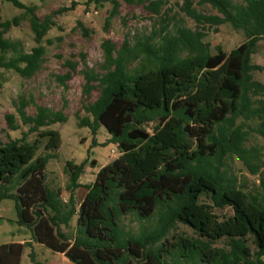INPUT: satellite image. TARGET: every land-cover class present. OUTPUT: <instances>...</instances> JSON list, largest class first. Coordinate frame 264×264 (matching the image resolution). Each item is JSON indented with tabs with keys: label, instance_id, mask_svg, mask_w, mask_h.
Instances as JSON below:
<instances>
[{
	"label": "trees",
	"instance_id": "16d2710c",
	"mask_svg": "<svg viewBox=\"0 0 264 264\" xmlns=\"http://www.w3.org/2000/svg\"><path fill=\"white\" fill-rule=\"evenodd\" d=\"M198 1L222 17L199 12L193 0H185L184 12L195 29H171L166 23L148 35H127L119 49L104 41L102 73L85 67L84 94L97 82L100 95L84 105L87 117L80 126L93 136L106 128L121 155L100 168L82 201L75 192L87 161L67 163L69 200L64 202L62 190L46 181L53 155H38L40 139L47 140L45 151L60 149L61 134L41 128L62 116L38 106L37 115L29 117L27 102L20 100V115L35 124L30 132L38 138L0 141V200H15L17 223L30 230L32 240L0 244V264H21L28 247L31 262L45 264L37 260L33 243L74 264H264V179L257 190H249L227 163L237 157L254 175L264 168L256 149L247 147L244 127L255 120L264 125V84L253 75L262 70L253 55L264 39V0ZM2 3L25 10L38 44L30 52L20 41L5 38L20 17L2 21ZM106 3L117 15L118 0H87L96 8ZM149 8L160 14L159 2ZM225 23L243 30L247 39L230 53L219 46L213 54L205 38ZM53 26L49 16L38 18L35 6L0 0V76L8 70L33 77L44 62L41 44ZM7 118L17 130L13 117ZM214 208H230L233 214L219 221ZM75 217L70 237L64 228ZM130 218L140 224L137 229L126 225ZM180 224L195 236L180 234Z\"/></svg>",
	"mask_w": 264,
	"mask_h": 264
},
{
	"label": "rangeland",
	"instance_id": "374dc122",
	"mask_svg": "<svg viewBox=\"0 0 264 264\" xmlns=\"http://www.w3.org/2000/svg\"><path fill=\"white\" fill-rule=\"evenodd\" d=\"M28 6L36 7V15L41 20L50 17L55 26L47 33L42 42L45 48L44 62L41 69L31 78H24L14 71L3 70L0 76V141L8 142L12 139H25L34 142L38 138L37 132H30L35 124H26L19 112L20 100L27 102L25 113L29 117L37 115V107L47 108L54 115H61L62 121L57 120L50 127L61 134L62 144L56 151H45L46 139H40L38 155L51 153L53 158L49 161L46 171L47 184L55 189L62 190L64 202H68L69 193L67 185L69 175L66 172L68 162L81 164L87 161L85 170L80 179L82 185L75 192L77 202H80L91 184L94 175L101 166L112 162L119 154L116 144L110 142L111 136L106 128L101 127L96 136L91 130L81 127L80 122L87 117L84 105L93 103L100 95L97 82L90 94H84L86 78L83 71L88 66L96 73H102L101 65L104 63V41H111L119 49L127 35L130 38L148 35L154 29H160L169 23L171 29L186 25L195 29V21L187 17L184 12L185 0H144L143 4H128L120 2L118 14L112 16L113 6L106 3L103 7L88 6L87 0H22ZM160 3V14L149 8L150 2ZM194 1V7L208 15H222L208 5H200ZM242 1V0H235ZM2 21L13 20L20 17L19 26L5 34V38L20 41L25 51L30 52L38 44L25 16V10L15 8L11 4H1ZM107 22L109 23L107 25ZM80 23L82 26H80ZM1 31V29H0ZM247 39L243 30H236L231 24L225 23L211 29L205 42L211 44L213 54L217 47L230 53ZM253 62L262 67L261 71L254 72V78L264 84V39L259 41ZM67 75L70 78L66 80ZM8 116L13 117V125L17 130L10 128ZM53 117V116H52ZM242 120L239 121V124ZM151 128V125L149 126ZM249 132L248 148L256 149L258 156L264 161V125L260 121H252L244 125ZM92 162H96L94 166ZM228 167L247 189L255 191L260 185V178L264 179V168L259 174L252 172L237 157L227 161ZM204 202L210 204L208 199ZM212 205V204H211ZM219 216V221L233 214L230 208L213 209ZM16 202L14 199L0 200V244L24 243L32 240V233L17 223ZM128 227L137 229L140 224L131 218L126 222ZM70 237L75 234L76 217L70 227L64 228ZM180 234L195 236L194 231L180 224L177 230ZM216 245H223L218 242ZM33 250L37 260L45 264H74L64 254L54 253L44 246L33 243ZM32 249L26 248L21 264H33L29 257Z\"/></svg>",
	"mask_w": 264,
	"mask_h": 264
},
{
	"label": "built area",
	"instance_id": "2783aa9c",
	"mask_svg": "<svg viewBox=\"0 0 264 264\" xmlns=\"http://www.w3.org/2000/svg\"><path fill=\"white\" fill-rule=\"evenodd\" d=\"M111 152H112V154H114V155H115L116 153H118L119 155H121V150H120L119 148L117 149V151L112 150Z\"/></svg>",
	"mask_w": 264,
	"mask_h": 264
},
{
	"label": "crops",
	"instance_id": "0c3cea01",
	"mask_svg": "<svg viewBox=\"0 0 264 264\" xmlns=\"http://www.w3.org/2000/svg\"><path fill=\"white\" fill-rule=\"evenodd\" d=\"M101 167H102V166H101ZM99 170H100V168L98 169V171H99ZM98 171L96 172V174L98 173ZM82 175H83V174H82ZM82 175H81V177H82ZM81 177H80V179H81ZM94 177L96 178V175H94ZM95 178H94L93 182L95 181ZM93 182H92V183H93ZM79 183H80V180H79ZM92 183H91V184H92ZM89 185H90V184H89ZM85 195H86V194H85ZM84 197H85V196H84ZM82 200H83V199H82ZM82 200H81V201H82ZM21 263H23V262H21Z\"/></svg>",
	"mask_w": 264,
	"mask_h": 264
}]
</instances>
